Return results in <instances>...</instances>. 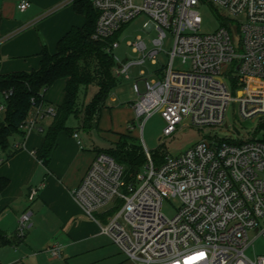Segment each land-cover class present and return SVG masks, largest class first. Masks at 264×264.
Wrapping results in <instances>:
<instances>
[{"label": "built area", "instance_id": "built-area-1", "mask_svg": "<svg viewBox=\"0 0 264 264\" xmlns=\"http://www.w3.org/2000/svg\"><path fill=\"white\" fill-rule=\"evenodd\" d=\"M88 1L98 12L95 40L113 36L141 13L152 19L145 27L158 31L152 49L141 36L130 43L143 57L116 65L120 79L134 64L147 59L157 64L166 29L174 35L168 65L157 77L144 79V92L138 81L134 85L140 96L134 103L137 116L161 112L167 136L180 125L221 129L226 135H203L180 155L166 154L159 163L146 149L147 162L130 178L114 157L97 152L73 190L76 201L101 233L139 264H264V254L247 255L253 242L264 238V140L233 133L227 122L233 102L244 118H264V0ZM201 2L219 6L227 18L213 33L200 30ZM30 4L22 0L19 9ZM119 45L113 41L109 51ZM177 58L184 69L175 66ZM9 93L2 94L0 110ZM55 112L54 105H41L21 123V131L44 132V121ZM38 189L31 188L30 201ZM172 197L180 205L169 217L163 202ZM31 216L30 210L21 214L19 239L31 228ZM51 253L59 256L60 246Z\"/></svg>", "mask_w": 264, "mask_h": 264}, {"label": "crops", "instance_id": "crops-1", "mask_svg": "<svg viewBox=\"0 0 264 264\" xmlns=\"http://www.w3.org/2000/svg\"><path fill=\"white\" fill-rule=\"evenodd\" d=\"M21 1L0 0L1 74L38 69L45 46L54 53L64 35L73 27L84 26L86 22V17L76 12L71 0H29L31 4L24 11L19 9ZM114 72L116 75V69ZM141 72H144V76ZM146 76L145 69H141L135 83H140ZM155 77L157 75L151 78ZM124 78H130V73L120 82ZM66 84L67 79H58L47 90L45 98L49 104L57 106L64 101ZM81 95L82 89L79 97L82 106L89 101L82 100ZM111 99L113 103H118L115 96ZM5 118L6 108L0 110V124ZM51 122L52 118H49L44 124ZM45 131L15 134L11 139L12 146L20 144L21 150L0 163V179L6 178L8 181L0 189V229L13 240L0 246V262L139 264L128 259L101 233L100 225L85 213L73 196V190L95 158L97 148L88 149L80 139L78 130L75 131L78 138L62 131L51 153L50 163L45 166L35 153L44 142ZM1 151L2 156L6 157V152ZM33 187L39 189L35 199L30 201L29 194ZM26 210L32 211V226L26 236L19 239V219ZM54 245L61 248L59 256L51 253Z\"/></svg>", "mask_w": 264, "mask_h": 264}, {"label": "trees", "instance_id": "trees-1", "mask_svg": "<svg viewBox=\"0 0 264 264\" xmlns=\"http://www.w3.org/2000/svg\"><path fill=\"white\" fill-rule=\"evenodd\" d=\"M76 12L86 17L85 25L73 27L57 43L54 53L45 46L41 52V65L31 71H17L8 74L0 72V95L10 92L5 100L6 118L0 124V150L6 152L7 158L13 156L20 147L12 146L11 139L17 133H23L21 123L32 115L41 105H48L45 93L58 79H67L64 101L55 106L56 112L52 122L46 129L44 142L36 150V156L45 166H48L51 153L56 146L60 132L73 134L79 128L89 131L98 127L102 111L108 106L107 100L112 88L120 82L114 69L116 60L109 46L117 39V34L95 40L97 10L88 0L73 1ZM221 23H226V17L218 10ZM96 85L98 90L86 104L80 105L79 97L82 88ZM75 116L79 122L77 129L68 126L70 117ZM264 129V123L262 124ZM128 134H121L116 146L110 149L97 148L98 152H106L124 165L127 172L136 173L146 155L141 146L127 145ZM264 140V138H263ZM6 178L0 179V189L7 184ZM18 238V237H17ZM0 229V246L12 243Z\"/></svg>", "mask_w": 264, "mask_h": 264}, {"label": "rangeland", "instance_id": "rangeland-1", "mask_svg": "<svg viewBox=\"0 0 264 264\" xmlns=\"http://www.w3.org/2000/svg\"><path fill=\"white\" fill-rule=\"evenodd\" d=\"M201 14V32L213 33L221 26L219 15L216 11L222 12L221 8L211 3L201 2L198 6ZM239 19H244V16ZM151 17L146 13H141L135 19L127 23L123 29L117 34V41L119 47L114 50V55L118 57L116 64H120L126 59L136 61L143 57L141 53L135 54L133 46L138 36H141L147 43L148 48L152 49L153 39L158 36V31L148 30L145 23L151 22ZM166 37L164 38L162 51L157 56V64H152L150 59H147L144 64H134L130 69V78H124L122 82L115 85L108 97L107 107L102 111L98 127H93L89 131L79 128L78 133L80 139L87 144L88 149L102 148L110 149L116 146L121 134H128L125 141L127 145L141 146L146 155V149L150 151L155 162L159 163L166 154L177 156L197 144L203 135H226V132L221 129L197 128L185 125H180L175 133L170 136L164 134L167 126L162 113L159 111L153 112L149 117L137 116L134 109V103H137L140 96L135 91V77L139 76L140 70L145 69L147 76L144 78H151L157 75V71L161 72L168 65L171 60V51L174 47V35L170 30L166 29ZM239 41V37L237 36ZM175 66L184 69L181 60H175ZM130 84V86H129ZM128 85V86H127ZM141 91H145L144 80L140 83ZM98 88L96 85H89L88 88H82V100L90 101ZM87 93V94H86ZM115 96L118 98V103H113L111 98ZM49 121V120H48ZM227 122L234 128L233 133H243L247 137L264 138V129L262 124L264 118L254 121V119H246L240 113L238 103L233 102L227 112ZM68 126L77 129L79 122L75 116L70 117ZM49 123L44 124L45 130ZM211 133V134H210ZM147 162H143L144 165ZM141 165V166H142ZM140 166V167H141ZM134 172H127L130 178L134 176ZM180 205V199L176 197L167 198L163 202V212L172 217L175 215ZM96 215L98 213H95ZM253 235V232H251ZM255 254H264V238L259 237L253 245L247 250V255L254 258Z\"/></svg>", "mask_w": 264, "mask_h": 264}]
</instances>
